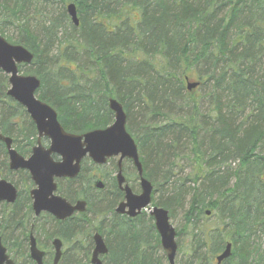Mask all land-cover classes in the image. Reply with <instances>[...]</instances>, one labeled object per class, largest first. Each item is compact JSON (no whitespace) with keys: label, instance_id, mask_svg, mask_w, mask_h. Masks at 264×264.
<instances>
[{"label":"trees","instance_id":"obj_1","mask_svg":"<svg viewBox=\"0 0 264 264\" xmlns=\"http://www.w3.org/2000/svg\"><path fill=\"white\" fill-rule=\"evenodd\" d=\"M70 2L78 27L66 13ZM0 19L18 35L6 39L0 24L1 36L32 53L33 64L19 71L40 80L36 96L66 131L105 128L113 119L108 98L122 105L154 204L170 219L182 211L176 231L189 237L188 264H214L227 243L231 255L222 264H264V0H0ZM188 82L198 86L189 91ZM7 89L0 71V134L22 154L32 124ZM0 174L21 183L14 242L25 258L28 179L6 171L1 144ZM75 187L63 191L67 198ZM102 199L93 213L103 218L92 231L108 248L103 264H162L153 255L151 225L148 251L137 239L143 228L115 238L105 219L110 196ZM206 212L216 226L201 230L196 224ZM68 228L69 236L55 226L51 235L44 227L37 232L71 241L77 228L87 241L76 239L72 264H90L91 229Z\"/></svg>","mask_w":264,"mask_h":264},{"label":"water","instance_id":"obj_2","mask_svg":"<svg viewBox=\"0 0 264 264\" xmlns=\"http://www.w3.org/2000/svg\"><path fill=\"white\" fill-rule=\"evenodd\" d=\"M66 13L73 26L78 27L79 21L74 3L66 6ZM33 64V55L21 45L7 42L0 35V71L8 76L7 96L23 107L29 115L37 131V145L33 147L32 154L28 159L23 158L12 147V139L0 134V142L4 144L8 168L11 171L25 170L29 173L34 184V189L29 192L32 200V211L35 217L41 212L51 214L56 220L64 221L71 218L75 212L84 213L87 210L85 201L78 200L73 206L65 199L56 196V179L77 178L80 173V164L88 158L94 165L103 166L109 159L118 158L116 181L119 187L124 182L122 175V163L128 160L134 166L140 178L139 195H133L126 186V204H121L119 213L128 207L127 214L134 217L141 209L151 204L153 186L143 177V168L140 161L138 148L135 140L128 133L126 127V113L122 105L112 96L108 98V109L113 115V123L106 128L94 129L83 134H71L64 131L57 119L56 111L48 104L36 98L35 93L40 88V80L34 75H22L19 66ZM198 83H187V90L195 89ZM49 139L50 146L44 149L40 145V139ZM52 155H58L59 162H54ZM103 182L97 180L94 184L96 190L103 189ZM17 197V190L7 181L0 179V203H13ZM136 210L138 212H136ZM150 216L154 220V226L159 235L160 245L168 264H176L177 243L176 230L170 223L168 210L152 207L149 209ZM93 251L90 258L91 264H102L100 257L108 253V248L98 233L92 237ZM54 261L58 264L61 256V242L53 241ZM231 255V244L228 243L223 252L216 258V264H222ZM29 257L36 264H42L43 253L36 247L32 234L29 236ZM0 264H13L9 260L5 248L0 240Z\"/></svg>","mask_w":264,"mask_h":264},{"label":"flooded vegetation","instance_id":"obj_3","mask_svg":"<svg viewBox=\"0 0 264 264\" xmlns=\"http://www.w3.org/2000/svg\"><path fill=\"white\" fill-rule=\"evenodd\" d=\"M38 99V97L36 96ZM25 115L27 116L28 120L32 124V137L30 138V141L24 146L23 153L21 154L19 151L16 150V143L15 140L12 137H9L12 139V147L19 153L23 158L28 159L31 154H32V149L37 145V131L35 128V125L31 122V119L29 115L26 113L25 109L23 108ZM57 113V112H56ZM60 123V122H59ZM61 125V124H60ZM62 126V125H61ZM63 128V126H62ZM64 129V128H63ZM65 132L70 133L64 129ZM74 134V133H71ZM8 137V136H7ZM40 145L44 148L47 149L50 146V141L49 139L42 137L40 139ZM0 144L3 146L4 151L6 152L5 146L3 143L0 142ZM52 159L54 162H59L60 158L58 155H52ZM86 159H83L81 164H80V173L77 176V178L73 180L69 179H56L55 183L57 185V190L55 192L56 196H59L63 199H65L68 203L71 205H75L78 200H83L85 201L87 205V210L84 213H79L75 212L74 215L66 219L64 221H59L56 220L51 214L46 213V212H41L38 217H35L34 212L32 211V200L29 196V192L34 189V184L30 179L29 173L25 170H18V171H11L8 168V157L6 153V171L9 172L10 174L14 175L15 179H18V173L19 172H24L26 174V178L28 179V186L24 187V196L26 197V205L29 207L28 209L26 208V212H29V217L27 220V241H26V249L24 252L25 258L19 256L18 254V249L16 248L17 245L14 242V239L17 236V233L21 230V207H20V186L21 183H18V185H15L8 180L4 179L1 177L0 174V179L7 181L10 183L16 190H17V197L16 200L13 203H7V202H1L0 203V226H1V235H0V240L2 246L6 250V254L9 258V260L12 261L13 264H36L33 260L30 259L29 257V236L32 234V236L35 239L36 242V247L37 249L43 253V258H42V264H53L54 261V247H53V241L58 239L61 242V256L58 261V264H72L74 263L73 261L70 260V252L72 251L70 249L72 245V249L75 247V241L76 237L79 234V230L76 228L73 230V238L71 241H67L63 239L62 237L59 236H52L50 239H44L42 236H39V233L37 231L40 230L41 227H44L45 229L48 230V232L53 233V227L55 226L56 228L60 227L62 229V234L68 235L70 234V230L68 226H85L86 228H90L92 231V228H95L96 225L101 221L102 216L100 214H94L96 207L100 204H104V199L103 196L99 195H92L90 196L91 199L94 201H99V202H92L90 199L86 198L85 195L83 194V184L80 185L78 184V180L81 177V173L83 172V164ZM129 163V165H125ZM116 168H117V160L115 163V173L113 174L111 178V191H110V211L108 215L105 216V219L110 222L111 224V230L115 238H117V235L120 234H127L128 236L132 235L133 230L135 229H140L139 232L145 231L149 232L151 230L153 239L155 237V240H153L152 244L154 243V247L152 250H155L156 247L161 248L160 245V239L159 235L157 234L154 226V220L150 216L149 209L152 207H157L160 208V206L154 204L153 199L155 197L156 191L153 188L152 195H151V204L145 208L141 209L140 212L136 210L137 215L134 217H130L127 212L129 210L128 207L124 208L123 213H119L118 209L121 206V204H126L125 200V191L124 188L127 186L133 195H139L141 193L140 189V178L138 177V174L134 168V166L128 161L125 160L122 163V175L124 178V182L121 185V187L118 186L117 181H116ZM98 179V178H97ZM19 180V179H18ZM20 182V181H19ZM20 184V185H19ZM68 185L76 186L75 194H73L72 198H67L64 194L63 191H66L68 188ZM105 188V183L103 186V189L100 191H95L96 194L101 193ZM102 200V202H101ZM98 203V204H97ZM97 204V206L95 205ZM151 225V229L148 230V226ZM90 231V232H91ZM92 236L97 233L96 231H92ZM49 235V237H50ZM92 236L90 239V244L92 245V250H93V240ZM12 237V238H8ZM7 239L10 240V244H7L8 241ZM149 240V237L146 239L144 238L142 243H144V248L149 250V246L146 244ZM78 241V240H77ZM105 241V240H104ZM158 241V243H157ZM114 242H117V240L114 239ZM71 243V245H70ZM146 244V246H145ZM71 250V251H70ZM162 250V249H161ZM92 252V251H91ZM91 255V254H90ZM164 256V255H163ZM165 258V257H164ZM69 259V260H68ZM90 263V262H89Z\"/></svg>","mask_w":264,"mask_h":264},{"label":"rangeland","instance_id":"obj_4","mask_svg":"<svg viewBox=\"0 0 264 264\" xmlns=\"http://www.w3.org/2000/svg\"><path fill=\"white\" fill-rule=\"evenodd\" d=\"M54 13L56 14L58 12L55 11ZM0 21H1L0 24H2L1 27L4 30V36L6 37V39L15 40L18 35H17L16 30H14L13 26L7 25L9 23H5L1 19H0ZM263 152H264V149H263ZM116 160L117 159H111L104 166H96V165H93L90 160H88V159L85 160V162L83 164V168H84L83 172L81 173V177L79 178L77 183L80 185L83 184V190L85 191V196L88 199H90L89 196H91L92 193L94 195H97V196L102 195L104 198L105 197L109 198V194L111 191V181L110 180H111L113 174L115 173ZM125 165H129V163L126 162ZM181 165L183 166L182 173L187 174L190 171L189 164L187 162H183V163H181ZM177 177L180 178V175ZM97 178L102 179L103 182L105 183L104 190L99 194H96V192L93 189V183ZM90 181H91V183H89ZM88 183L90 184V188H88V185H89ZM171 224L174 226V228H176V230H180L181 225H182V211L180 209H177L174 212V218L171 219ZM196 225H197V227L201 228V230L202 229L204 230V229L216 226V219L214 216H211L210 213H209V215L204 214V216H201V219L199 220V222ZM92 233L93 232H90V233H88V235L92 236ZM148 237H149V232H145V231H142L137 235V239H139V240H143L144 238L147 239ZM75 239L82 240L84 242L87 241L84 239V236L82 238L80 236H77ZM115 243L116 242L113 241V245ZM177 244H178V251H177V255H176V263L177 264H188L189 260H188V257L185 255V253L188 249L189 237L186 234H182L180 237H177ZM70 245H71V243H70ZM152 245L155 246L154 243ZM70 249L72 251L70 250L71 252L69 254H70V256H73L72 254H74L73 252L76 251V248L72 249V245H71ZM91 251H92V245L90 247L88 261L90 259ZM153 251H154L153 252L154 257H161L162 258V261H161L162 264H166L161 248L156 247L155 250H153ZM75 257H78V256L75 255ZM70 260L72 261L73 257H70Z\"/></svg>","mask_w":264,"mask_h":264},{"label":"bare ground","instance_id":"obj_5","mask_svg":"<svg viewBox=\"0 0 264 264\" xmlns=\"http://www.w3.org/2000/svg\"><path fill=\"white\" fill-rule=\"evenodd\" d=\"M170 222H171V220H170Z\"/></svg>","mask_w":264,"mask_h":264}]
</instances>
